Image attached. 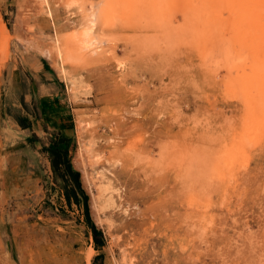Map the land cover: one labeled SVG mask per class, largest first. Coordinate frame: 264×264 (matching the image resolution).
<instances>
[{"label": "rangeland", "instance_id": "374dc122", "mask_svg": "<svg viewBox=\"0 0 264 264\" xmlns=\"http://www.w3.org/2000/svg\"><path fill=\"white\" fill-rule=\"evenodd\" d=\"M237 9L0 0V264H264V5Z\"/></svg>", "mask_w": 264, "mask_h": 264}, {"label": "trees", "instance_id": "16d2710c", "mask_svg": "<svg viewBox=\"0 0 264 264\" xmlns=\"http://www.w3.org/2000/svg\"><path fill=\"white\" fill-rule=\"evenodd\" d=\"M48 152L50 154V162H51L52 170L56 173L60 169V167L63 166L64 173L66 172L67 174H69V176L71 177V180H73V182H74V184H73L74 186L70 189L67 188L66 184L64 185V188L66 190L67 201H70L71 193L73 195V198L75 200H77L76 199L77 198L76 193L80 192V194L83 198L84 209H85L86 208L85 207L86 196L83 194V192L81 191V189L79 187V183L77 180V173L75 171H73V169L71 167V164H70V161H69V158L67 155V151L64 149H59L58 147H55V148H49ZM69 192H71V193H69ZM85 212H86V219H87V222L89 224V227L91 228L93 238H94L95 242H97L96 246H101L102 242L97 239L101 235V231L98 230L96 228V226L91 222V220L88 216V213H87V209H85Z\"/></svg>", "mask_w": 264, "mask_h": 264}, {"label": "bare ground", "instance_id": "6f19581e", "mask_svg": "<svg viewBox=\"0 0 264 264\" xmlns=\"http://www.w3.org/2000/svg\"><path fill=\"white\" fill-rule=\"evenodd\" d=\"M222 2V1H221ZM226 4L229 5H234L237 6L241 9L233 10L232 15L235 18H238V20L243 21V20H250V13L248 8H259L261 5H264V0H225ZM247 8V9H246ZM18 34V33H17ZM23 36V35H22ZM27 44V43H26ZM36 44V43H35ZM38 45V44H37ZM35 46V48L38 49V46ZM41 47V46H40ZM41 52L44 55H48L49 52L46 49H40ZM38 51V50H37ZM84 175V174H83ZM84 177V176H83ZM84 179V178H83ZM93 213V212H92Z\"/></svg>", "mask_w": 264, "mask_h": 264}]
</instances>
